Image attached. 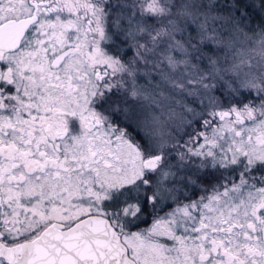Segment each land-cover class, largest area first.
Returning <instances> with one entry per match:
<instances>
[{
	"label": "snow or ice",
	"instance_id": "6c2138e0",
	"mask_svg": "<svg viewBox=\"0 0 264 264\" xmlns=\"http://www.w3.org/2000/svg\"><path fill=\"white\" fill-rule=\"evenodd\" d=\"M261 13L0 0V264H264Z\"/></svg>",
	"mask_w": 264,
	"mask_h": 264
},
{
	"label": "trees",
	"instance_id": "16d2710c",
	"mask_svg": "<svg viewBox=\"0 0 264 264\" xmlns=\"http://www.w3.org/2000/svg\"><path fill=\"white\" fill-rule=\"evenodd\" d=\"M259 2L260 0H242L243 5H251L255 3L258 6ZM249 11H253V9L249 8ZM261 15H264V13H261ZM240 26L241 28H243L244 32H246L249 37H252L253 40H256L257 38H259V35H258L260 31L259 16H255L254 19L249 21L247 23V27H245L244 24H241Z\"/></svg>",
	"mask_w": 264,
	"mask_h": 264
},
{
	"label": "rangeland",
	"instance_id": "374dc122",
	"mask_svg": "<svg viewBox=\"0 0 264 264\" xmlns=\"http://www.w3.org/2000/svg\"><path fill=\"white\" fill-rule=\"evenodd\" d=\"M241 27V26H240ZM259 38H257L256 40H258ZM248 47H251V45H248ZM141 83H143V81H141ZM253 95H255V93L253 92ZM140 228H146L148 227V224H140L139 225Z\"/></svg>",
	"mask_w": 264,
	"mask_h": 264
}]
</instances>
